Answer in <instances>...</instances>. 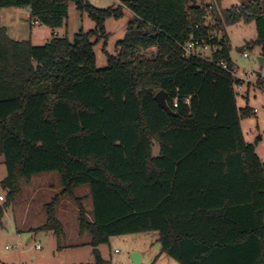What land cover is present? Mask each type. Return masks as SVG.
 Wrapping results in <instances>:
<instances>
[{
    "label": "trees",
    "instance_id": "obj_1",
    "mask_svg": "<svg viewBox=\"0 0 264 264\" xmlns=\"http://www.w3.org/2000/svg\"><path fill=\"white\" fill-rule=\"evenodd\" d=\"M70 2L0 0V10L26 8L34 23L57 29ZM121 4L100 10L79 0L76 7L94 30L72 41L51 38L34 46L0 27L1 186L12 199L23 179L53 172L61 195L75 200L73 190L88 186L92 221L81 208L79 227L93 247L157 232L160 252L178 264H264V163L241 132L229 44L214 42L212 62L184 56L189 26L199 27L196 36L206 31L205 7L196 0ZM243 10L230 15L211 5V29L219 32L221 20L252 19L254 44L264 48V1ZM125 11L132 19L117 54L98 69L92 39H105V21ZM158 91L168 94L174 114L154 100ZM57 204L55 197L45 225L34 232H60Z\"/></svg>",
    "mask_w": 264,
    "mask_h": 264
},
{
    "label": "rangeland",
    "instance_id": "obj_2",
    "mask_svg": "<svg viewBox=\"0 0 264 264\" xmlns=\"http://www.w3.org/2000/svg\"><path fill=\"white\" fill-rule=\"evenodd\" d=\"M86 1L95 8L104 10L116 7L119 0ZM252 1L264 0H218V2L205 0L219 13L229 11L230 15H243L244 12L246 13L243 6ZM131 19L132 15L129 11H125L120 19H107L105 21L107 37L92 39L95 65L98 69L107 67L108 55L117 54V43L123 39ZM223 21L221 20L222 29L218 32V36L219 39L224 38L229 44V57L234 65L235 76L241 82V88L235 89L241 132L248 143L256 146L255 152L264 163V110H260L257 115L252 114L253 109H261L264 105V48L254 44L257 38L254 20H244L240 17L235 22ZM0 27L6 30V35L10 38L19 41L30 40L32 45L41 46L51 38L66 37L72 41L77 33H88L94 30V22L85 12L77 9L76 4L70 2L67 18L61 28L51 29L39 23L34 24L26 8L15 7L0 10ZM219 43L223 45L224 40ZM244 52L247 53V58L243 57ZM148 53L150 52L145 55L149 56ZM203 53L206 54L207 51ZM259 59H262V63ZM152 148V154L156 156L158 144L154 142ZM5 177L6 169L4 165H1L0 160V196L3 198L0 202V264H178L160 252L157 232L112 237L107 243L93 247L90 237L84 233L76 235L71 242H68L62 231L58 234H55L53 230L36 232L38 234L27 231L34 222L31 220V213L36 211L39 218L36 224L44 226L47 221V206L55 197L58 198L57 206L60 205L61 200H64L61 204L64 208H68V205L73 206L74 199L69 195H61V178L56 172L40 174L29 180L23 179L19 184L18 194L12 199L8 197V189L1 186V181ZM34 187H39V194L32 195ZM51 189L55 193L50 192ZM71 196L76 198L74 190ZM69 198L72 202L67 204ZM22 220L24 225L20 227ZM70 224L73 225L74 233L79 232V227L71 220ZM71 243L76 246L70 247ZM37 244H40V250L35 249ZM93 250L98 251L100 260L96 259ZM132 253L141 256L142 262L134 263Z\"/></svg>",
    "mask_w": 264,
    "mask_h": 264
},
{
    "label": "crops",
    "instance_id": "obj_3",
    "mask_svg": "<svg viewBox=\"0 0 264 264\" xmlns=\"http://www.w3.org/2000/svg\"><path fill=\"white\" fill-rule=\"evenodd\" d=\"M26 10L29 13V10L28 9H26ZM34 24H36V23H34ZM254 148H255V151H256V146L255 145H254ZM152 151H153V148H152ZM158 152H159V147H158ZM157 155H158V153H157ZM0 160H1V165H3V158L1 157ZM38 189H39V187H37V188L34 187V190L32 191V195L35 194V193L39 194L40 192H39ZM50 192L55 193L54 191H52V189H51ZM74 195L76 197L75 200H73L74 201V205H75V206L73 205L74 207L72 205H70V206L68 205V208L62 207L61 204H62V202L64 200H61L60 203H59L60 205L57 206V208H56V210H57L56 211V219H57V221L59 223L60 231H62L61 233H63L64 238L67 239L68 242H71V240L76 235H81L83 233L84 234H88V236L90 237V240H91V236L89 235V233L88 232H86V233L85 232H81L80 231V227H79V214H80V209L81 208L84 210L85 215L87 216L88 220L92 221V200H91L90 189H89L88 186H79V187L74 189ZM70 202H72V200L69 198L67 200V204H69ZM31 220H33L34 222L31 224L32 226H29V228H27V231L34 232V230L40 228L43 225V224H36V223H38V220H39L36 211L31 213ZM70 220L79 227V232L74 233L73 225L70 224ZM21 225L22 226L24 225V220L21 221L20 227H22ZM36 234H38V233H36ZM17 235H19V234H17ZM28 242H30V240H28ZM38 245H40V244H38ZM69 245H70V247L76 246V244H74V243H71ZM40 249H41V246H40ZM40 249H38V250H40ZM132 255H133V253L131 254V257H132ZM95 257L98 260L99 254H98V256H95ZM140 262H142L141 256L138 257L137 263H140Z\"/></svg>",
    "mask_w": 264,
    "mask_h": 264
},
{
    "label": "built area",
    "instance_id": "obj_4",
    "mask_svg": "<svg viewBox=\"0 0 264 264\" xmlns=\"http://www.w3.org/2000/svg\"><path fill=\"white\" fill-rule=\"evenodd\" d=\"M118 5H122L121 0L117 1V6ZM197 6L205 7L203 27L206 29V31L203 34L196 36L193 32L194 30L199 29V27L197 25L195 26L190 25L189 29L192 30V32L189 35L188 41L182 46V50L185 57H196L212 62L213 60L211 57L216 52V50H218V47L216 44H214V42L219 41V36L217 31L211 29L215 25V22L211 14V5L208 2H205V0H198ZM204 51H207V53L204 54L203 53ZM247 56H248L247 53L244 52L243 57L247 58ZM217 66L224 70L226 69V65L222 61L218 62ZM238 81L239 84L235 86V89L237 90L241 88V82L240 80ZM183 103L189 106L190 104L189 98H185L183 100ZM177 106H178V100L174 99L173 107H177ZM260 110H264V105L261 109H253L252 114L257 115ZM2 200L3 198L0 196V201ZM35 249H40V245L38 244L35 245Z\"/></svg>",
    "mask_w": 264,
    "mask_h": 264
},
{
    "label": "water",
    "instance_id": "obj_5",
    "mask_svg": "<svg viewBox=\"0 0 264 264\" xmlns=\"http://www.w3.org/2000/svg\"><path fill=\"white\" fill-rule=\"evenodd\" d=\"M72 3L76 4L79 0H70ZM193 1V0H192ZM260 63H262V59H259ZM154 100L157 102L159 107L164 110L167 114H174L169 105L167 104L168 94L164 91H158L154 95ZM260 138V137H258ZM96 256H98L97 250H93ZM139 255L137 253L132 255V259L134 263H137Z\"/></svg>",
    "mask_w": 264,
    "mask_h": 264
}]
</instances>
